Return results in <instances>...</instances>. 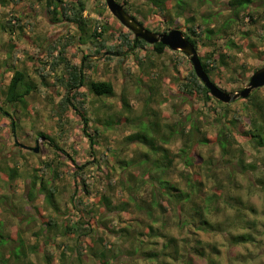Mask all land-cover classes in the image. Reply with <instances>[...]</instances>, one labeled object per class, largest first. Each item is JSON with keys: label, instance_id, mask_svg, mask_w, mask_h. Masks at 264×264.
<instances>
[{"label": "rangeland", "instance_id": "obj_1", "mask_svg": "<svg viewBox=\"0 0 264 264\" xmlns=\"http://www.w3.org/2000/svg\"><path fill=\"white\" fill-rule=\"evenodd\" d=\"M117 1L146 28L158 33L172 28L190 33L192 23L186 19L193 18L196 33L192 38L197 52L201 59L210 55L217 59L215 68L212 64L208 66V74L225 91L241 89L250 75L264 66V7L261 0H253L251 5L241 7L238 15L234 14L230 0H190L191 9L182 17L174 13L173 0L166 2L163 13L149 0ZM84 15L90 27L98 22L104 26L102 39L110 44L116 45L119 42L117 35L126 30L109 12L104 0H86ZM13 17L16 18V21L12 20L14 26L9 21ZM227 19H232L228 23L230 26L207 36L206 28L216 30ZM79 34L73 23L53 19L44 0H0V223L1 232L8 240L3 254L8 256L9 251L21 242L26 257L19 264H26L25 261H29L28 264H78L75 261L77 233L73 236L65 231V227L85 222L94 229L85 236L86 244L96 242L101 245L106 240L108 248L112 249L109 254L115 255L110 263L129 264L130 257L125 254L129 242L122 241L119 230L130 225V230L146 231L148 219L145 208L132 204L130 195L133 192L124 189L120 179L126 178L128 185L138 187L141 170L135 165L123 166L132 158H143L141 152L149 150L147 144L141 140L131 141L129 136L139 129L154 132L161 127L165 131L166 124L172 125L178 120L181 122L179 129H186L189 122L185 115L190 113L192 119H199L201 129L210 139L208 145L197 146L200 152L206 154L212 148L217 133V120H214L220 117L234 123L237 146L244 152L246 163L254 160L256 166L253 171H234L230 178L223 170L219 171L224 184H230L231 194H238L243 202L237 208L207 214L212 223H220L221 230L199 229L196 218L191 220L193 216H186L190 222L184 221L180 229L177 218L165 213L163 219L168 225L167 231L180 238L188 237L192 244L195 238L209 242L217 251L210 256L219 264H264V147L256 150L247 134V107L250 106L247 98L229 103L227 114L220 116L224 107L209 93L207 98L203 92L190 95L179 87L177 77L192 67L180 51L165 48L163 53L157 54L151 45H145L111 55L104 50L97 52L99 38ZM88 34H92L91 29ZM61 36L70 37L66 49L69 66H83L85 82L78 90L83 94L78 100L84 102L82 113L89 119V132L96 141L93 146L82 132L81 116L62 104L65 101L62 78H66L69 67L61 64L51 68L49 64L53 59L47 56L48 47ZM220 53L226 55L222 63L218 60ZM52 55H57V50ZM15 69L27 74V82L34 89L25 96L23 104L11 105L5 100L3 91ZM235 75H239V81H234ZM99 80L112 83V95L97 96L91 91L89 81ZM255 96L259 98L255 107H263L264 86L255 91ZM212 108L217 112L210 113ZM36 141L38 152L32 150ZM180 145L178 136L166 143L175 169L164 172V177L184 186L176 171L183 169V163L174 156ZM214 151L218 158L217 149ZM56 171L61 173L58 178H53ZM198 173L204 181L202 170ZM34 179L36 187L29 197ZM40 181L55 185L53 202L46 199L45 190L39 189ZM109 181L116 184L114 189L109 187ZM206 181L211 183L213 179ZM143 187L141 194L136 195L149 196L148 183ZM206 193L214 195L213 190ZM103 195L109 197L110 208L104 205ZM215 198L219 199L217 195ZM243 232L250 233L251 240L231 241ZM181 245L185 247L186 255L187 245L183 240ZM81 259L82 264L94 263L85 250H82ZM195 259L206 264L205 258ZM137 263L162 264L144 261L141 257ZM173 263L184 264V261L180 259Z\"/></svg>", "mask_w": 264, "mask_h": 264}, {"label": "trees", "instance_id": "obj_2", "mask_svg": "<svg viewBox=\"0 0 264 264\" xmlns=\"http://www.w3.org/2000/svg\"><path fill=\"white\" fill-rule=\"evenodd\" d=\"M3 1L4 0H2V2ZM12 1L16 2L17 0ZM44 1L46 10L53 16V19H62L63 21L65 20L73 23L82 36L94 37L95 39L99 38L97 52H100V50H104L105 52H119L126 48H140L146 45L144 40H135L133 33L129 29L119 32L117 35L119 42L116 45L108 43L106 39H102L104 26L98 22L90 27L88 18L84 15L86 0ZM149 1L152 2L153 6H155L158 11L163 13L168 0ZM252 2L253 0H230L229 4L234 14L238 15L237 13L241 7L244 8L245 6H249ZM261 2L264 7V0H261ZM121 5L123 6V4ZM172 9L177 16L182 17L186 10L191 9L190 0H173ZM13 19L16 21L15 17L12 19L10 18L9 21L12 23ZM230 20L232 21V19L223 21L216 30L206 28L205 32L207 36L211 33H220L225 26H230L228 24ZM186 21L192 23L189 29L190 32L194 34L196 27L193 23L194 19L187 18ZM54 22L55 21H51V23ZM12 24L14 26V23ZM198 27H200V25H198ZM89 29H91L92 34H88ZM186 37L195 45V40L193 38L188 34H186ZM64 39H66L65 42H63ZM69 40L70 37L66 38L65 36L55 39L48 47L47 56L53 59L49 63L51 68L60 66L61 64H65V68L69 67L66 78H62V83L65 87V101L62 104L66 109L73 108L81 116L83 124L82 132L85 136L89 137V145L93 146L96 141L94 136L89 132V119L82 113L84 110V102L78 100L82 94L79 93L78 90L85 82L82 69L83 66L81 65L78 68L75 65L69 66L70 62L67 60L66 51ZM165 48L166 46L161 42L152 44V49L158 54L163 53ZM54 50H57V55L55 56L52 55ZM225 56L224 53H220L218 60L222 63ZM107 57L109 58L111 56L108 55ZM201 63L208 74V66L212 64V68H215L218 61L210 55L205 59H201ZM239 78V75H235L234 81H239ZM177 80L179 81V87L188 94L192 95L203 92L206 98L208 97V89L195 75L192 67L188 69L187 73L177 77ZM27 81V74L24 71L19 69L12 70V75L3 91L4 98L9 104L24 103L25 96L30 94L32 89H34V86ZM89 88L97 96H110L113 94V85L110 81H89ZM258 89L259 88H256L246 100L250 104V106L247 107L249 109V128L247 134L250 139L253 140L256 150L264 147V105L261 108L255 107L259 100V98L255 96V91ZM216 101L224 107V112H221L220 116H225L228 111L229 103ZM215 111L216 108H212L210 113H215ZM4 113L8 114L7 112ZM185 119L189 122L186 129H179L178 124L181 125V122L178 120V123L172 125L166 124L165 126L167 129L165 131L162 130L161 127H157L154 132L153 130L147 132L139 129L136 133L129 136L131 141L141 140L144 144L149 146L147 152H141L143 158H132L126 161L123 166L125 168L129 165H135L141 170L142 176L138 187L136 186L133 188L128 185L126 178L120 179L121 186H125L124 189L128 188V190L133 192L130 195L133 199L132 204L136 205L138 208H145L146 219H148V223L146 222L145 225L146 231L135 228L130 230V225L122 227L119 230L118 235L122 236V241L129 242L125 251V254L130 257L129 264H140L137 263L140 257L144 261L162 264H175L173 261L180 259H183L184 264H200L195 259V257H200L206 259V264H219L210 256L217 252L216 247L199 238H195L192 244L191 239L188 237L180 238L177 235L171 234L167 231L168 225H166L167 223L163 219V215L169 213L170 216L173 215L177 218V226L180 229L184 221L185 223L190 222V219H186V216H193L194 218H191V220L193 221L196 218L198 222L196 225L197 228L204 231L216 232L221 230L222 226H220L218 222L212 223L208 219L207 214L220 212L227 208H237L243 204L238 194H231L230 184H224L219 178L220 170H223L230 178L234 171L240 173H244L247 169L253 171L256 166L254 160L246 163L243 157L244 152L237 146V139L233 133L234 123L232 121H225L220 117L215 119L214 121L217 120L216 137L211 146L212 148L206 151L208 153L203 154L197 146L208 145L210 139L206 136L205 131L201 129V122L199 119H192L190 113L185 115ZM203 122H205V119ZM153 124L156 125L154 122ZM153 128H155V126H153ZM94 131L97 132L96 127ZM174 136H178L181 141V145L178 151L174 153V156L179 157L183 163V169L176 171L178 177L184 181V186H181L178 181H173L164 177V172H167V170L174 171L175 169V166L173 167V161L169 157V148L165 146L166 143L170 141V138ZM215 149L218 151V158H215ZM35 169L37 170V166ZM199 170H202V174H204V181L201 180L198 175L200 174L198 173ZM60 173V171H56L53 178H58ZM37 177L38 173L35 174V179ZM210 178L213 179V182L208 183L206 180ZM35 179L31 182V190L28 193L29 197L33 195L34 187H36ZM147 183L149 196L142 197L136 195V193L141 194L140 192L142 188H144L143 186ZM108 184L111 189L115 188L116 184H113L111 181H109ZM47 185L48 183L40 181L39 189L45 190L46 199L53 202L54 193L56 191L55 185L53 183ZM207 190H213L214 195L206 193ZM74 194L73 192L70 196L72 200L74 199ZM215 195H217L219 199L215 198ZM101 199L104 205L110 208L109 197L103 195ZM183 217L185 218L183 219ZM1 227L2 223H0V264H19L22 258L26 257L25 247L23 243L20 242L18 246L14 247L13 251H9L8 256H5L3 253L8 247V240L1 232ZM65 228V231H68L73 236L77 233V241L75 244L77 256L75 261L78 264H82V250H85V254L93 259V264H111L110 260L115 258V255L109 254V251L112 249H110V247L108 248L109 243L106 240H104L101 245L96 242H92L91 245L85 243V236L94 230L92 226L83 222L77 224L75 227L66 226ZM142 235L147 236V238H142ZM158 238H161V241H159ZM182 240L187 245L186 255L185 247L181 245ZM248 240H251L250 233L243 232L235 235L231 241L233 243H238L247 242ZM165 259L170 260L171 263H166ZM25 263L28 264L29 261H25Z\"/></svg>", "mask_w": 264, "mask_h": 264}, {"label": "water", "instance_id": "obj_3", "mask_svg": "<svg viewBox=\"0 0 264 264\" xmlns=\"http://www.w3.org/2000/svg\"><path fill=\"white\" fill-rule=\"evenodd\" d=\"M104 2L113 17H115L124 27L133 33L135 40L141 39L148 44L161 42L171 50H178L184 53L189 58L195 75L208 89L210 95L219 101L228 103L238 98H247L256 88L264 86V66H262L250 75L247 84L243 88L234 92H228L221 89L209 78L207 72L202 66L194 44L180 29L172 28L165 32H154L146 28L134 16L127 12L117 0H104ZM118 54L121 53H117V55ZM32 150L34 152H38V141H36V146L33 147Z\"/></svg>", "mask_w": 264, "mask_h": 264}, {"label": "bare ground", "instance_id": "obj_4", "mask_svg": "<svg viewBox=\"0 0 264 264\" xmlns=\"http://www.w3.org/2000/svg\"><path fill=\"white\" fill-rule=\"evenodd\" d=\"M110 12V11H109ZM138 20V19H137ZM139 21V20H138ZM140 22V21H139ZM120 23V22H119ZM121 24V23H120ZM122 25V24H121ZM127 29V28H126ZM177 29H179V28H177ZM181 30V29H180ZM182 31V30H181ZM195 33H196V30H195ZM194 33V34H195ZM191 38H192V35H194V34H192L191 32L190 33H187ZM195 46V45H194ZM195 48H196V46H195ZM196 50H197V48H196ZM122 52H124V51H122ZM198 53V52H197ZM115 54H117V53H115ZM199 55V54H198ZM199 58H200V56H199ZM201 60V59H200ZM188 61L190 62V60H189V58H188ZM191 63V62H190ZM209 76V75H208ZM210 78V77H209ZM211 79V78H210ZM244 87V86H243ZM242 87V88H243ZM260 88V87H259ZM228 92H230V91H228ZM234 92V91H233ZM210 94V93H209ZM249 97V96H248ZM247 97V98H248ZM238 99H246V98H238ZM237 100V99H236ZM235 101V100H234ZM221 102V101H220ZM231 102H233V101H231ZM231 102H228V103H231ZM222 103H224V102H222Z\"/></svg>", "mask_w": 264, "mask_h": 264}, {"label": "flooded vegetation", "instance_id": "obj_5", "mask_svg": "<svg viewBox=\"0 0 264 264\" xmlns=\"http://www.w3.org/2000/svg\"><path fill=\"white\" fill-rule=\"evenodd\" d=\"M126 28V27H125ZM184 34V33H183ZM185 36H186V34H184ZM133 37H134V35H133ZM135 39V38H134ZM137 40V39H136ZM146 45H151L152 46V44H148V43H146ZM166 48H168V49H170L169 47H167L166 46ZM165 50V49H164ZM171 50V49H170ZM172 51H174V50H172ZM178 51V50H177ZM181 52V51H180ZM112 54L111 55H115V53H118V52H111ZM156 53V52H155ZM182 53V52H181ZM158 54V53H157ZM186 58H187V60H188V57L184 54V53H182ZM191 66H192V64H191ZM212 80V79H211ZM214 82V81H213ZM215 83V82H214ZM214 98V97H213ZM216 99V98H215ZM216 100H218V99H216ZM219 101V100H218Z\"/></svg>", "mask_w": 264, "mask_h": 264}]
</instances>
